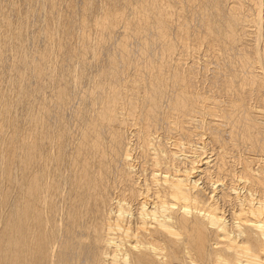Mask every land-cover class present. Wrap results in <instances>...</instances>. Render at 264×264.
Wrapping results in <instances>:
<instances>
[{
    "label": "bare ground",
    "instance_id": "1",
    "mask_svg": "<svg viewBox=\"0 0 264 264\" xmlns=\"http://www.w3.org/2000/svg\"><path fill=\"white\" fill-rule=\"evenodd\" d=\"M0 264H264V0H0Z\"/></svg>",
    "mask_w": 264,
    "mask_h": 264
}]
</instances>
